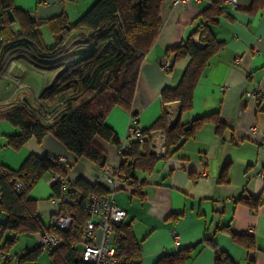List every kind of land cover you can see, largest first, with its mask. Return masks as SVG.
Wrapping results in <instances>:
<instances>
[{"label": "crops", "instance_id": "0c3cea01", "mask_svg": "<svg viewBox=\"0 0 264 264\" xmlns=\"http://www.w3.org/2000/svg\"><path fill=\"white\" fill-rule=\"evenodd\" d=\"M95 1L13 0V3L35 22L42 46L52 48L59 40L51 20L65 14L73 25ZM235 1L236 6L226 0H190L179 4L166 0L161 11L162 26L141 63L130 109L114 107L106 118V124L120 141L128 142L127 128L132 114L137 116L143 129H148L162 113L171 127L178 121L189 124L217 112L226 126L223 137L217 135L213 123L206 122L181 147L166 156L165 134L154 131L151 149L154 153L158 151L155 154L159 159L152 172L138 173L143 185L140 193H133L122 181L106 182L100 176L99 167L78 160L53 135H46L41 141L32 137L21 147H13L9 144L10 138L20 134V129L0 118V165L17 171L30 154L62 157L67 167V181L84 178L114 187V202L126 211V222L139 244L135 264H155L163 255L195 245L192 257L184 264H217L214 248L204 239L236 264H264V0ZM214 2L222 3L223 13L211 30L223 46L209 60L196 86L192 109L182 113L178 101L162 102L161 91L178 85L190 59L174 62L167 51L198 28L201 13ZM20 27L19 23L14 24L3 36L19 34ZM89 33L88 28L73 30L60 44L62 52L52 58L54 63L41 68L32 65L39 52L36 45L22 38L7 43L1 53V64L12 61L11 71L21 72L22 66L28 65L37 73L26 75L20 82L21 89L14 95V89L5 87V81L1 80L0 108L18 104L22 97L34 103L46 77L53 78L63 62L87 54L89 45L85 39ZM194 41L200 47L205 45L199 33ZM166 61L172 66L170 72L162 68ZM257 87L262 91L261 101L247 95ZM252 126L257 127L256 131L251 130ZM95 143L106 153V168H118V147L99 137ZM51 177H43L28 195L36 200L37 213L46 227L52 224L57 210ZM248 198L260 200L256 209L245 202ZM5 219L7 214L2 213L0 223H5ZM228 228L251 236L254 247L247 249L237 244L226 232ZM22 235L28 237L21 234L18 238ZM6 237L12 238L13 233L9 232ZM32 237L33 246L27 243L25 249L38 245L40 235Z\"/></svg>", "mask_w": 264, "mask_h": 264}, {"label": "trees", "instance_id": "16d2710c", "mask_svg": "<svg viewBox=\"0 0 264 264\" xmlns=\"http://www.w3.org/2000/svg\"><path fill=\"white\" fill-rule=\"evenodd\" d=\"M166 0H96L88 10L71 25L65 14L55 17L50 25L56 31L59 42L52 48L42 46L35 22L23 9L17 8L13 0H0V37L10 32L11 27L19 23L21 32L10 34L0 41V58L2 50L9 42L20 38L36 45L39 52L32 65L41 68L54 63L52 58L60 55V44L77 28H88L90 33L85 39L88 43L87 54L71 62H63L62 68L46 81L37 95L43 114H32L24 104H12L0 108V118L20 129V134L10 138L9 144L15 148L24 145L30 138L41 141L46 135H53L78 160H84L99 167L106 168V153L95 143L99 137L119 148L122 143L116 132L106 124V118L114 107L130 109L135 93L136 83L144 56L155 43L162 26V6ZM223 13L221 2H214L201 13L202 22L196 30L178 46L167 51V55L178 61L189 57L180 82L176 87H166L161 91L162 102L178 101L182 113L193 107L194 91L203 76L209 60L222 48L223 42L216 39L211 26ZM199 33L204 46H198L194 36ZM2 64L0 61V68ZM26 101L34 104L26 98ZM136 116L135 114H132ZM206 122L216 127L218 136L223 137L226 129L218 113L205 115L189 124L178 121L169 127L165 113L148 129H143L146 139L140 142L128 139V151L118 167L119 180L128 184L133 193H140L143 183L138 173H150L155 169L158 156L152 151V133L161 130L165 134L166 156L171 155L190 139L197 129ZM65 163L47 155L30 154L17 171L9 173L1 180L2 199L0 215L7 214L5 223H0V251L10 252V248L18 241V236L41 235L47 230L62 237L60 247L49 254V264H90L79 256L80 239L84 226L89 219L88 202L91 195H102L108 192L100 182L91 183L84 178L67 181L70 197L64 202L60 213L70 216L72 225L61 230L52 224L46 227L37 213L36 200L28 197L31 190L45 176L60 174L66 176ZM66 178V177H65ZM20 180L25 190L18 193L14 183ZM54 197L61 194V186H51ZM245 202L256 209L260 200L248 198ZM7 232L12 238L4 240ZM233 240L247 249L254 247V239L246 234L226 230ZM123 234V235H122ZM115 240L118 255L124 256L131 264L140 253L139 244L135 240L132 228L126 221L115 227ZM216 252L217 264H236L226 253L218 249L211 241L204 239ZM195 246L179 250L176 253L161 256L155 264H184L194 253ZM43 251L35 246L22 252L19 264L36 261ZM0 264H11L1 260ZM135 264V263H134Z\"/></svg>", "mask_w": 264, "mask_h": 264}, {"label": "built area", "instance_id": "2783aa9c", "mask_svg": "<svg viewBox=\"0 0 264 264\" xmlns=\"http://www.w3.org/2000/svg\"><path fill=\"white\" fill-rule=\"evenodd\" d=\"M190 0H171L172 4L187 3ZM228 3L236 6L235 0H226ZM67 62H71L70 60ZM11 62L4 68L0 69V81H8V89H14L13 95L21 89V80L25 78L29 73H37L28 65L22 66L21 72L17 69L14 71L10 70ZM17 68V67H16ZM162 68L166 72H170L172 69L171 64L166 61ZM48 78L46 77L43 85H45ZM41 86V87H42ZM247 95L257 101L262 100V91L260 88H254L252 91L248 92ZM20 102L24 104L26 109L32 114H43L46 118H50V112H44L40 108V101L38 96L35 97V103L31 104L26 101L25 97L20 99ZM257 127L252 126L251 130L256 131ZM136 139L143 142L146 137L143 133V128L140 126L137 116L131 117L130 123L127 128V139ZM128 147L126 141L122 142L118 148V156L120 162L124 155L127 153ZM158 154V151H155ZM59 163H65V159L60 157L57 159ZM100 171V176L110 184H116L119 180L116 174L118 168L116 169H103L98 168ZM9 173V169L5 166L0 165V201L2 199V185L1 180ZM51 179L54 183H59L61 186V194L58 197H54L53 201L57 205V210L52 216V225L61 230H66L72 225V218L60 213V208L64 202H69L71 199L67 194L68 183L65 177L60 174H53ZM15 190L18 193H22L25 190L23 183L20 180H16L14 183ZM108 192L102 195H91L88 202V215L87 220L82 235L80 239V258L90 264H124L126 259L124 256L118 255V245L115 240V227L120 226L125 223L127 218V213L124 209L119 207L114 202V187H107ZM123 235V234H122ZM62 243V237L58 234L51 233L47 230L43 231L40 235V241L38 247L47 253H52L56 251ZM22 258V253H12L5 250L0 251V259L10 262L11 264H19ZM131 264L135 263V259H132Z\"/></svg>", "mask_w": 264, "mask_h": 264}, {"label": "rangeland", "instance_id": "374dc122", "mask_svg": "<svg viewBox=\"0 0 264 264\" xmlns=\"http://www.w3.org/2000/svg\"><path fill=\"white\" fill-rule=\"evenodd\" d=\"M8 62L2 63V68H4ZM4 215L5 214H3V217H4ZM3 217L1 219V222L3 220ZM5 220L3 222H5ZM8 233L9 232H7L5 234L4 240L7 239L6 235ZM36 240H37V238H36ZM27 243L29 244L30 247L33 246L34 240H33V237L32 236H28L27 237V236L24 235L23 237H19L17 243L15 245H13L10 249L13 250L12 253H21L20 250L21 249H25L24 247L26 246L25 244H27ZM49 260H50L49 254L47 252H43V253L40 254L38 260H36V261H27L26 264H49Z\"/></svg>", "mask_w": 264, "mask_h": 264}, {"label": "water", "instance_id": "95a60500", "mask_svg": "<svg viewBox=\"0 0 264 264\" xmlns=\"http://www.w3.org/2000/svg\"><path fill=\"white\" fill-rule=\"evenodd\" d=\"M4 85H5V87L8 86L9 85V82L8 81H5L4 82Z\"/></svg>", "mask_w": 264, "mask_h": 264}]
</instances>
